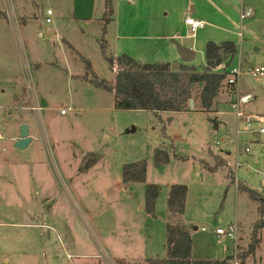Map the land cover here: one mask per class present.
<instances>
[{"label": "rangeland", "instance_id": "1", "mask_svg": "<svg viewBox=\"0 0 264 264\" xmlns=\"http://www.w3.org/2000/svg\"><path fill=\"white\" fill-rule=\"evenodd\" d=\"M10 1L16 13L18 2L28 17L25 22L18 18V30L0 23V111L9 108L0 126V264H107L108 259L145 264L149 257H163L166 196L173 183L187 187L181 220L192 238V257L231 256L233 264L236 248L247 247L254 221L264 215L228 174L236 173L264 197V133L239 135V147L248 146V152L241 149V165L234 169L235 122L226 101L217 103L216 97L209 111L193 105L156 117L148 110L117 107L112 92L78 77L84 56L100 79H113L116 66L111 69L100 51L104 0ZM211 1L234 19L219 22L233 33L221 32L222 39L237 45L231 66L238 61L244 71L264 66V0H250L252 11L243 17L240 0ZM201 2L206 0H111L107 53L118 56L124 50L140 63H179L175 41L194 47L188 62L201 72L210 24L203 19L204 26L190 35L183 19ZM5 6L0 0V9ZM80 8L83 19H74L72 12ZM18 38L31 65L48 149L33 111H18L7 88L9 83L24 85L22 77L10 75V60L20 57ZM238 86L252 95L240 110L264 115V70L245 72ZM23 123L31 140L17 148L14 137ZM255 125L264 127V122ZM156 149L166 151L167 162L156 165ZM212 154L225 158L227 166L204 168L201 160L213 164ZM140 159L146 162L145 182L124 184L122 165ZM145 183L159 186L154 215L143 209ZM234 222L237 245L226 236L217 238L216 227ZM237 261L264 264V228L254 254Z\"/></svg>", "mask_w": 264, "mask_h": 264}, {"label": "trees", "instance_id": "2", "mask_svg": "<svg viewBox=\"0 0 264 264\" xmlns=\"http://www.w3.org/2000/svg\"><path fill=\"white\" fill-rule=\"evenodd\" d=\"M104 7L100 51L111 69L116 66L113 79H100L84 56H81L84 72L80 77L96 87L112 92L117 107L144 109L158 117V112L187 109L189 100L193 99L194 108L209 111L220 90L223 87L230 90L225 79L237 52V45L233 41L223 40L219 43L207 41L205 66L201 72L197 71L193 65L183 62L140 63L126 54L114 56L107 53L104 35L107 22L112 19L111 0H104ZM220 65H223V68L221 71H217L216 68ZM168 157L164 150L156 149L154 152L156 165L167 162ZM212 157L214 158L213 164L201 160V165L210 170L227 166L226 161L220 155L212 154ZM181 159L186 158L181 157ZM89 160L85 158V163H88ZM145 175L146 162L144 159L123 164L121 167V180L124 184L145 182ZM229 176L234 182L232 171L229 172ZM236 188L247 192L250 199L258 203L257 209L263 216L264 197L239 180ZM186 192L187 187L184 184L173 183L169 186L166 196L165 255L149 257L145 260V264H229L231 256H226L223 259L192 257V238L188 227L181 220L185 208ZM158 193V185L145 183L143 209L146 214L154 215ZM262 228H264V218L261 217L253 223L247 247L245 249L236 248V256L241 262L254 254L259 242V231Z\"/></svg>", "mask_w": 264, "mask_h": 264}, {"label": "built area", "instance_id": "3", "mask_svg": "<svg viewBox=\"0 0 264 264\" xmlns=\"http://www.w3.org/2000/svg\"><path fill=\"white\" fill-rule=\"evenodd\" d=\"M6 2V8L7 13L9 16L12 17L14 23H16V20L12 13V3L10 0H5ZM47 15L51 14V10H46ZM243 13H241V17H243ZM46 22L50 21L49 17H46ZM184 23L188 28V33L190 35H193L199 28H202L204 26V22L202 20L195 19L191 16H185ZM18 50L20 52V58L22 62V69H23V78H24V88H25V99L18 104L17 110L22 112L24 110L33 111L36 123L38 124L39 132L41 131V139L43 140V144L45 148L48 149L47 143L45 141V135L43 132V126L41 124V111L42 107L38 104L35 88L32 80V71L31 66L28 63L24 48L21 44L20 38H18ZM264 70V66H253L248 67L246 71L242 69L241 62L238 61L236 66H231L228 70V73L226 75L225 83L230 87V92L232 94V99L230 102V109L234 117L235 122V139L233 141L234 145V153L236 155V160L234 163V169H237L241 165V163L237 160V156L242 151L241 149H244L245 152H248V146H245L244 148L239 147V135L242 133H247L251 135H257L264 133V127L263 126H256L255 124H261L264 122V115H253L250 113H246L240 110V104L241 103H247L251 100L252 96L250 93H241L240 89L238 87V79L239 77L244 74L245 72H248L250 74H258L261 73ZM30 102L32 104H30ZM67 109H70V107H67ZM65 109H60V113H64ZM0 126H1V113H0ZM2 137V134L0 132V138ZM217 144L218 141H215ZM243 164V163H242ZM238 179L236 178V173L234 175V182L235 185L237 183ZM237 224L229 223L225 227H216L214 229V234L219 238L220 236H226L227 238H230L233 240V242H236V236H237ZM233 258V264H239L238 258L236 256V252L234 253ZM107 264H113L111 260L106 261Z\"/></svg>", "mask_w": 264, "mask_h": 264}, {"label": "crops", "instance_id": "4", "mask_svg": "<svg viewBox=\"0 0 264 264\" xmlns=\"http://www.w3.org/2000/svg\"><path fill=\"white\" fill-rule=\"evenodd\" d=\"M203 1V0H202ZM240 10H241V12H240V15H241V13H243V12H245V13H251V6L253 5V2H251L250 0H247V1H245V0H240ZM204 3V4H203ZM194 5H196V4H194ZM16 11H17V13L15 12V8H14V4L12 3V13H13V16H14V18H15V20H16V23H14V21H13V19H12V17L11 16H9L8 15V13H7V8H6V6L3 8V9H0V23L3 21L4 23H8L11 27H12V29H16V30H18V18H20L21 19V21L22 22H25L26 21V17H28L27 15H23V11H22V9H23V7H21L20 6V4L18 3V2H16ZM206 9L205 11H203L202 12V10L203 9ZM215 8H217V9H215ZM49 9V8H48ZM25 10V9H24ZM244 10V11H243ZM78 12L79 13H81L82 12V8H80L79 10H77V11H73L72 12V15H73V17H74V19H83L82 18V15L81 14H78ZM188 12H192V15H189V13ZM52 13V12H51ZM92 13H93V11L92 12H90L89 14L90 15H88L89 16V18H90V16H92ZM24 14H27V11H24ZM19 16V17H18ZM185 16H191V17H193V18H195V19H197L198 18V20H202L203 21V19H205V20H207V22H209V24H210V27L208 28V29H206L205 30V32H204V38H205V41H214V42H217L218 43V41H216V40H219L220 38H221V40H219V42H221V41H223V40H230V39H222V36L220 35V33L221 32H224V33H230V34H233L232 33V31L230 30V29H228L227 27H225V26H223V25H221L219 22L220 21H227V20H229V19H232V20H234L233 19V17H230V14H228V13H226V11H225V9H223V10H220L218 7H216V5L215 4H212V1L211 0H206V2H201V3H199V4H197V7L194 9V8H192L191 10H187L186 11V14H185ZM185 16H184V18H185ZM30 17V16H29ZM47 17V16H46ZM46 17H45V19H46ZM183 18V19H184ZM202 18V19H201ZM44 19V20H45ZM242 19V18H241ZM50 21H51V19H50ZM49 21V22H50ZM46 22V21H45ZM49 22H47V23H49ZM185 24V23H184ZM3 29V27L2 26H0V30H2ZM84 32V31H83ZM121 36V35H120ZM224 38H226V37H224ZM189 47H191L192 49H193V51H194V47L192 46V45H189ZM122 50V49H121ZM121 53L122 54H126L127 55V51H124V50H122L121 51ZM130 54V53H129ZM129 54H128V56H129ZM132 55H130V57H131ZM133 57V56H132ZM135 57H133V59H134ZM180 62H182V61H180ZM183 63H190V62H183ZM12 65H14L13 67H14V69L13 68H9L10 69V75L11 76H17V77H22L23 78V69H22V62H21V58L19 57V55H18V60L16 59V60H10V64H9V66H12ZM31 66V65H30ZM259 66V65H258ZM263 66V65H262ZM13 73H15L14 75H13ZM81 75V74H80ZM80 75H78V77L79 78H81L80 77ZM15 78V77H14ZM24 79V78H23ZM88 82V81H87ZM239 87V86H238ZM7 88H9V91L11 92V95H12V97H13V99H14V104L15 105H13L16 109H17V106H18V104L19 103H21L24 99H25V88H24V85L22 84V82H20V85L18 86L16 83L14 84V85H11L10 86V83H9V86L7 87ZM240 92L241 93H250V92H243L241 89H240ZM251 94V93H250ZM252 96V95H251ZM216 97H218L217 98V100H216V102L218 103V102H223V101H226L228 104H229V107H230V102H231V99H232V94H231V92H230V90L229 89H227V88H225V87H223L221 90H220V92H219V94H218V96H216ZM215 97V98H216ZM215 98H214V100H215ZM215 103V101H213V104ZM212 104V105H213ZM230 111V113L232 114V112H231V110H229ZM9 112V108L8 107H5V109H4V111L2 112V111H0V113H1V123H2V120H3V114L4 113H8ZM61 114H65V112L64 113H61ZM250 114H253V115H260L259 113H250ZM33 116H34V114H33ZM232 116H233V114H232ZM34 118H35V116H34ZM17 137V136H16ZM16 137H14V139L16 138ZM247 140H249V137H247ZM246 146V145H245ZM244 146V147H245ZM243 147V148H244ZM225 152V155H229L230 153H231V151H230V149H226V151H224ZM219 155V154H218ZM221 156V155H220ZM222 157V156H221ZM224 160H225V158H224ZM226 161V160H225ZM227 164V163H226ZM228 173V172H227ZM229 175V174H228ZM246 185V184H245ZM236 186V185H235ZM249 187V186H248ZM251 188V187H250ZM236 190H237V188H236ZM236 243V242H235ZM234 243V244H235ZM236 245H237V243H236ZM255 252V251H254Z\"/></svg>", "mask_w": 264, "mask_h": 264}, {"label": "water", "instance_id": "5", "mask_svg": "<svg viewBox=\"0 0 264 264\" xmlns=\"http://www.w3.org/2000/svg\"><path fill=\"white\" fill-rule=\"evenodd\" d=\"M175 44L176 52L182 62L190 61L194 56V51L191 47L184 46L180 43L173 41ZM189 107L193 108V99L189 100ZM28 126L26 124H20L18 127V134L14 140V146L17 148H24L30 142Z\"/></svg>", "mask_w": 264, "mask_h": 264}]
</instances>
